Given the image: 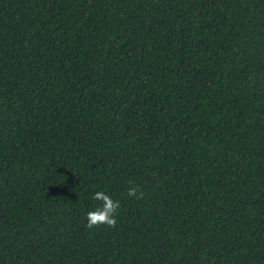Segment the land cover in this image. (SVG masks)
<instances>
[{
    "label": "trees",
    "instance_id": "16d2710c",
    "mask_svg": "<svg viewBox=\"0 0 264 264\" xmlns=\"http://www.w3.org/2000/svg\"><path fill=\"white\" fill-rule=\"evenodd\" d=\"M0 264H264V0H0Z\"/></svg>",
    "mask_w": 264,
    "mask_h": 264
},
{
    "label": "clouds",
    "instance_id": "9594fccd",
    "mask_svg": "<svg viewBox=\"0 0 264 264\" xmlns=\"http://www.w3.org/2000/svg\"><path fill=\"white\" fill-rule=\"evenodd\" d=\"M127 196L136 199H142L143 192H141L136 186H130L127 191ZM93 199L99 201L100 206L86 214V227L89 229H94L100 226L114 228L117 224V210L120 208L119 201L114 200L104 191H97L93 195Z\"/></svg>",
    "mask_w": 264,
    "mask_h": 264
}]
</instances>
